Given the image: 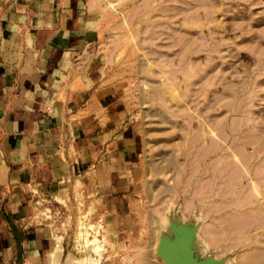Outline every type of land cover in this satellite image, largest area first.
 Segmentation results:
<instances>
[{"label": "rangeland", "instance_id": "rangeland-1", "mask_svg": "<svg viewBox=\"0 0 264 264\" xmlns=\"http://www.w3.org/2000/svg\"><path fill=\"white\" fill-rule=\"evenodd\" d=\"M79 4L137 135L123 195L138 225L118 257L101 188L88 193L83 179L36 199L57 245L49 263L165 264L158 250L178 230L196 263L264 264V0Z\"/></svg>", "mask_w": 264, "mask_h": 264}, {"label": "crops", "instance_id": "crops-1", "mask_svg": "<svg viewBox=\"0 0 264 264\" xmlns=\"http://www.w3.org/2000/svg\"><path fill=\"white\" fill-rule=\"evenodd\" d=\"M79 3L0 0V264H50L57 245L36 199L64 198L83 179L86 192L101 188L114 254L133 242L135 203L123 194L138 139Z\"/></svg>", "mask_w": 264, "mask_h": 264}, {"label": "water", "instance_id": "water-1", "mask_svg": "<svg viewBox=\"0 0 264 264\" xmlns=\"http://www.w3.org/2000/svg\"><path fill=\"white\" fill-rule=\"evenodd\" d=\"M174 244V252L171 255H166L158 250V254L162 257L165 264H188L187 256L189 255L192 263L194 264H212L211 262L204 260L201 263H196L191 256V246L193 244L191 234L189 237L180 235L176 230L175 238L172 242Z\"/></svg>", "mask_w": 264, "mask_h": 264}, {"label": "bare ground", "instance_id": "bare-ground-1", "mask_svg": "<svg viewBox=\"0 0 264 264\" xmlns=\"http://www.w3.org/2000/svg\"><path fill=\"white\" fill-rule=\"evenodd\" d=\"M261 180V179H260ZM252 181H254V180H252ZM251 181V182H252ZM262 181V180H261ZM257 185V184H256ZM257 203V202H256ZM178 233L180 234V235H185V236H187V237H189L190 236V234L189 233H187V232H185V231H178ZM174 248L172 249V250H168L167 252H165V250L163 249V247H161L160 249H159V251L161 252V253H163V254H166V255H171L174 251ZM187 262H188V264H194V263H191V262H189V258H188V256H187Z\"/></svg>", "mask_w": 264, "mask_h": 264}]
</instances>
